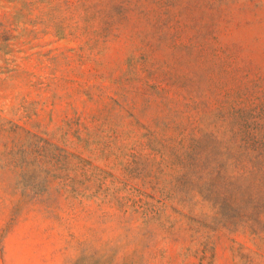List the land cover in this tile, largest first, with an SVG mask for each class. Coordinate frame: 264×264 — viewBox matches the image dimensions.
Here are the masks:
<instances>
[{"label": "rangeland", "instance_id": "obj_1", "mask_svg": "<svg viewBox=\"0 0 264 264\" xmlns=\"http://www.w3.org/2000/svg\"><path fill=\"white\" fill-rule=\"evenodd\" d=\"M0 264H264V0H0Z\"/></svg>", "mask_w": 264, "mask_h": 264}]
</instances>
